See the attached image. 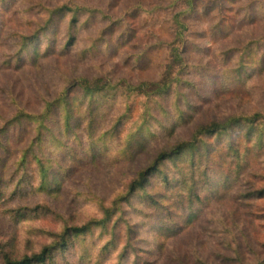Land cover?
<instances>
[{"label": "rangeland", "instance_id": "374dc122", "mask_svg": "<svg viewBox=\"0 0 264 264\" xmlns=\"http://www.w3.org/2000/svg\"><path fill=\"white\" fill-rule=\"evenodd\" d=\"M7 6L9 11L3 13ZM60 8L71 13L54 22L51 38H43L35 47L37 53L49 51L51 55L34 63L3 65L17 54L19 36L34 35ZM0 10V22L11 15L0 42V129L16 116L41 113L61 92L93 79L115 88L105 100L107 121L102 133L116 118L130 117L118 142L108 143L110 151L95 161L90 162L82 151L90 142L85 137L72 143L80 165L58 154L65 147L56 149L49 144L44 148V161L60 175L51 184L57 192L49 194L39 186L34 161L27 168L26 181L15 188L11 174L36 128L20 123L11 126L6 141L11 150L5 166L6 195L0 204V264L5 253L38 252L49 244L48 234L59 233L64 223L79 226L100 218L102 205L127 191L158 153L177 140H187L200 124L255 117L259 132L255 141L264 142V67L258 65L264 56V0H4ZM73 14L78 16L77 24L68 30ZM111 25L114 29L109 31ZM69 32L74 41L65 47ZM48 40H54V45H48ZM143 53L149 60L145 65L138 63ZM241 66L250 69V77L245 87H234L235 71ZM162 79L191 83L196 91L183 90L186 99L194 102L198 93L207 100L194 102L200 107L193 110L183 103L178 106L175 95L151 100L148 89L143 88V93L132 89ZM175 83L171 84L174 88ZM159 108L165 113L157 114ZM147 110L154 121L143 129L144 149L134 157L125 156L126 137L139 128ZM184 113L190 116L186 122ZM253 152L257 158L231 191H264V146ZM11 191L24 197L14 199ZM234 197L203 208L193 228L169 241L156 238L149 226L141 228L133 252L121 263L124 238L100 262L98 252L108 236L95 230L85 241L75 243L76 248L66 252V260L59 264H197V259L207 264H264V196L250 201ZM18 212L25 218L17 217ZM132 217L133 223L139 221ZM82 248L87 252L84 260Z\"/></svg>", "mask_w": 264, "mask_h": 264}, {"label": "trees", "instance_id": "16d2710c", "mask_svg": "<svg viewBox=\"0 0 264 264\" xmlns=\"http://www.w3.org/2000/svg\"><path fill=\"white\" fill-rule=\"evenodd\" d=\"M8 11V6L2 10L3 13ZM66 13H71V11L64 8L57 9L51 13L34 35L19 36L18 45L20 47L17 54L4 61L3 65L5 64L9 68L14 62L17 66L27 61L34 63L37 58L51 55L49 51L37 53L35 47L43 38H51L55 32L54 22H60ZM10 18L11 15H8L0 22V42L4 38L3 33ZM77 20L78 16L73 14L68 22V30L77 24ZM113 29L112 25L108 27L109 31ZM72 34V32L68 33L65 47H69L73 43ZM174 34L178 40L179 35L176 32ZM48 43V45H54V40ZM147 62L149 63V60L144 57L143 53L138 59V63L145 65ZM258 65L261 69L264 67V56L260 58ZM248 70H250L248 67L241 66L235 71L236 83L234 87L246 86ZM174 83L177 85L176 88L171 85ZM143 88L151 91V100L154 98L167 99L175 95L178 106L183 103V107L193 108V110H198L200 107L194 105V102L202 103L207 100L206 97H202L198 93L194 102L190 98L186 99L183 90L188 88L195 93V85L184 82L180 84V81L174 79H162L153 83L144 82L139 87L132 89L143 93ZM208 88L212 90V84ZM114 89L104 85L102 79L77 82L67 91L61 92L55 101L47 102L41 113L16 116L0 129V204L6 195V191H4L5 174L7 173L5 166L11 159V150L6 141L11 126L20 123V126L36 128V130L34 129L35 136L32 137L13 172L17 176L11 174L12 181H15L16 184L15 188L21 182L26 181L27 168H32L31 161H34L40 179V188L48 194L52 193L54 191L51 184L56 183L60 175L49 161H44L42 153L49 144H55L56 149L65 147V151H59L58 154H62L80 165L82 161L76 158L72 143H80L84 137L88 141L90 140L87 148L82 151L91 162L101 156H106L110 151L107 144L118 142L121 138L124 130L123 124L130 118L126 114L116 118L109 130L102 133L103 126L107 121V113L104 112V109L108 103H105V100L109 97V92H114ZM127 89L130 91L131 87ZM239 90L241 91V89H233V92ZM161 113H165V111L159 108L157 114ZM184 114L187 115V113ZM187 116L185 122L190 118L189 115ZM153 121L154 117L147 110L140 120L139 128L133 132L129 131L126 137L128 145L122 149L125 156L131 158L141 153L145 146L143 129ZM255 122V117L236 118L226 123L211 122L196 126L187 140H177L170 147L158 153L152 162L140 171L129 184L127 191H123L108 205H102L100 218L91 219L79 226L64 223L59 233L48 234L51 238L49 244L43 245L38 252L20 256L5 253L1 264H59V261L66 260L64 258L66 252L76 248L75 243L85 241L84 238L95 230H100L105 237L108 236L98 252L97 257L100 262L103 257L118 249L120 239L124 238V245L119 257L121 263L127 253L133 252L132 244L137 240L141 228L149 226L156 238L162 237L169 241L187 229L193 228L199 221L200 215L198 214H201L200 211L203 208L208 209L213 204H221L234 196L239 200L247 201L261 198L264 196V191H231L232 187L241 181L243 173L250 167L252 160L257 158L253 152L255 147L264 146L263 141H255L259 135ZM19 139L21 140L20 137ZM16 140L18 142L17 138ZM252 142L254 144H251ZM72 155L75 156L74 159H72ZM18 172L21 174L20 176ZM10 197L20 199L24 196L20 197L19 191H11ZM235 197L234 199H236ZM133 215L139 219L136 223L132 221ZM16 216L25 218L22 212H18ZM117 227L124 228L122 229L123 235L122 231H115ZM81 251L84 252L81 260H84L87 258L86 248H82ZM197 264L207 263L197 259Z\"/></svg>", "mask_w": 264, "mask_h": 264}]
</instances>
